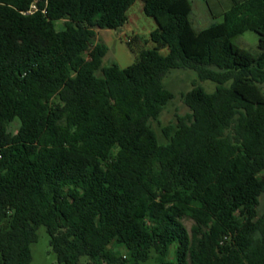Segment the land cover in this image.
I'll use <instances>...</instances> for the list:
<instances>
[{
  "label": "trees",
  "instance_id": "1",
  "mask_svg": "<svg viewBox=\"0 0 264 264\" xmlns=\"http://www.w3.org/2000/svg\"><path fill=\"white\" fill-rule=\"evenodd\" d=\"M136 1L0 0V264H31L41 226L59 264H264V0L202 30L190 0H142L168 53L103 66L97 29ZM173 69L216 90L184 93L162 141Z\"/></svg>",
  "mask_w": 264,
  "mask_h": 264
},
{
  "label": "rangeland",
  "instance_id": "2",
  "mask_svg": "<svg viewBox=\"0 0 264 264\" xmlns=\"http://www.w3.org/2000/svg\"><path fill=\"white\" fill-rule=\"evenodd\" d=\"M242 1V0H238ZM192 5L191 20L196 30L207 28L213 23H220L224 20V13L228 11L234 0H190ZM128 22L119 30L97 29L96 42H104L109 51L103 59V66L113 63L125 68L137 62L144 50L159 48L163 54H167L168 47L156 44L151 39V32L158 27L156 20L149 17L144 12V3L137 0L128 10ZM64 22H57V28L62 29ZM236 43L253 53H258V34L254 31H246L240 35ZM101 74L100 72L98 73ZM165 86L175 94V98L169 102L158 120H152L151 124L160 136L162 141H166L162 128L170 123H176L178 116H185L191 111L184 103L182 95L190 91L195 84L202 85L208 92L216 90V84L212 81H201L197 73L189 69H173L164 79ZM264 90V85H262ZM19 123L14 122L10 125V130L16 132ZM262 205L260 211L264 210V198H261ZM185 225L191 230L194 222L190 219L184 220ZM39 239L31 245L33 260L31 264H59L56 253L50 245V236L44 226L38 230ZM125 253V251H123ZM84 264H88V259H83ZM146 264H156L152 260Z\"/></svg>",
  "mask_w": 264,
  "mask_h": 264
},
{
  "label": "built area",
  "instance_id": "3",
  "mask_svg": "<svg viewBox=\"0 0 264 264\" xmlns=\"http://www.w3.org/2000/svg\"><path fill=\"white\" fill-rule=\"evenodd\" d=\"M38 9H37V6L35 4H33L30 8V10L28 12H26L25 14H33L34 12H36Z\"/></svg>",
  "mask_w": 264,
  "mask_h": 264
},
{
  "label": "crops",
  "instance_id": "4",
  "mask_svg": "<svg viewBox=\"0 0 264 264\" xmlns=\"http://www.w3.org/2000/svg\"><path fill=\"white\" fill-rule=\"evenodd\" d=\"M104 30H108V29H104Z\"/></svg>",
  "mask_w": 264,
  "mask_h": 264
}]
</instances>
